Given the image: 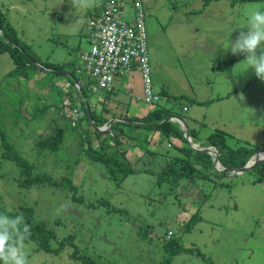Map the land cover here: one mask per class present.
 Masks as SVG:
<instances>
[{"label":"rangeland","instance_id":"obj_1","mask_svg":"<svg viewBox=\"0 0 264 264\" xmlns=\"http://www.w3.org/2000/svg\"><path fill=\"white\" fill-rule=\"evenodd\" d=\"M101 1L73 8L70 0H0L34 61L25 78L11 73L13 60L0 53V195L7 209L31 206L36 219L55 231V247L73 235L57 254L25 243L29 264H264V171L228 176L217 170L208 148L194 144L209 146V135L219 130L230 146L257 147L252 156L264 152V81L247 69L243 55L228 51L231 40L246 30L250 13L264 10V0H118L126 13L133 12L135 2L146 12L153 90L167 91L170 98L162 94L158 103L176 114L167 120L173 123L169 137L110 115L142 117L153 106L144 101L138 69L118 75L108 95L95 88L85 90L82 99L72 78L50 71L69 72L85 82L82 53L91 41L87 18ZM46 62L62 69H48ZM127 82L128 92L118 85ZM66 96L79 116L87 106L94 112L107 109L104 116L113 128L95 133L85 119L80 131L68 127L59 108ZM57 127L65 129L58 150L39 152L36 141ZM178 127L183 138L173 135ZM187 131L194 133L189 139ZM113 132L139 138L130 145L118 140L119 149L128 148L129 161L117 164L114 155L105 162L108 170L83 147L87 139L96 147L98 138L109 140ZM2 134L31 163L33 175L68 177L74 187L19 186L17 165L2 156ZM186 158L196 159L195 177L158 183L170 162L192 173Z\"/></svg>","mask_w":264,"mask_h":264},{"label":"trees","instance_id":"obj_2","mask_svg":"<svg viewBox=\"0 0 264 264\" xmlns=\"http://www.w3.org/2000/svg\"><path fill=\"white\" fill-rule=\"evenodd\" d=\"M204 4H207L211 0H203ZM243 1H252V0H231V2H243ZM7 52L11 59L13 60L15 64V68L11 73L17 74V76H22L25 78H29L30 76L26 72L28 65L34 66V61L30 60L31 56L27 52L24 46V42L19 38L16 29L13 25L9 22L7 19V16L5 12L2 10L0 6V53ZM44 67L48 69L58 70L62 69V66L56 63L52 62H46L43 65ZM72 81V80H71ZM73 82V81H72ZM82 85V86H81ZM80 89L77 91V95L80 99L86 98V91L89 90L88 88V80L86 79L84 83H81ZM164 89V88H163ZM91 92V91H90ZM66 93V92H63ZM167 91L160 90V94H163V97L170 98V95L166 94ZM109 93L107 92L106 95ZM65 95H62L63 97ZM85 114L82 116H79L77 122L73 125L71 124V121L68 120V127L74 128L75 130L80 131V124L79 122L81 119H85L91 127V131L97 133V131L94 130L90 123V117H88L87 109H84ZM107 109L103 108L102 112H94L93 110H90V116L93 121V123L97 126H102L107 122V117L104 116V112H106ZM113 118H123L125 122L123 121H117L121 123H127L128 119H131L135 121L136 126H143L148 130H151L152 132L159 131L162 134H164L166 137H169L172 129H173V123L172 121L165 120L166 118L170 116H176L173 112H170V110L159 104L158 101L153 104L151 109L144 115V116H134V117H128L126 115H120L116 112L110 114ZM114 124L112 125L111 129L113 128ZM118 130H120L118 128ZM65 129L64 127H57L55 129L54 133H51L45 137H42L38 141H36V146L39 152L48 150V151H57L59 148V144L63 140ZM223 131H215L212 132L208 137L209 145H213L217 151H218V157L219 160L227 167H241L244 166L247 161L250 159V157L255 153V151L258 150V148L254 147H248V146H230L226 141V135L225 133H222ZM191 131L189 132V135L191 136ZM174 136H178L179 138H183V131L179 129V127L176 129V132L173 134ZM107 137L110 139H100L98 138V146L92 147V141L91 139H87L86 147H83L84 151L88 152L91 157H93L98 162H101L103 165L106 161H111L112 156L115 155V158L118 159L116 161L117 164H122L123 162L129 161V158L126 156V151L128 148H125L124 150L119 149V141L121 140L122 143L131 144L130 140L138 139L139 137L137 135H130L126 136L124 134H120V137H117L115 135V132H113V136H110L107 134ZM7 139L2 134V143L4 147V152L2 153V156L6 159L13 160L15 164L17 165L19 176L15 177V180L18 182L19 186L21 187H29L30 185H38L41 186L45 183H50L55 186L62 185L67 189H72L74 187L72 181L68 177H62L59 180L51 178L50 175L46 173L42 174H32L31 168L32 165L30 162H28L26 159L22 158L21 155L13 148V145L9 144L5 141ZM112 140L114 143L112 144ZM126 140V141H125ZM111 144H109V143ZM81 145H83V141H81ZM114 150H111L110 152H106L105 149L107 148H114ZM182 151V148H181ZM151 153V151H149ZM120 154V155H118ZM210 156V155H209ZM121 157V160L119 161V158ZM211 158V156H210ZM139 160V158H138ZM184 163L188 165L189 169L192 170V173H189L186 171V167L183 164H180L179 166H174L171 164H165L164 169L161 170V177L160 181L158 183H162L164 181H168L169 177L172 178V182H177V179L179 177L182 178L183 175H186L187 178L190 179V177H195L196 175V159L191 160L190 158H186ZM212 163V161L210 162ZM124 164V163H123ZM106 165V164H105ZM104 165V166H105ZM105 168L107 169L108 166L106 165ZM122 170V168H120ZM252 169H256L258 171H264V163L260 162L256 166H254ZM109 170V168H108ZM114 169L111 168V171L113 172ZM132 168L129 166L128 170H124V173L127 174L130 172ZM172 170L173 175L170 176L169 171ZM187 172V173H185ZM190 174H193L189 177ZM207 175V174H205ZM208 176V175H207ZM73 186V187H72ZM79 199V198H78ZM103 203V201H101ZM104 204V203H103ZM0 213L7 214L9 216H16V215H23L24 220L26 223H28L31 226V235L30 237L25 241V243H34L36 244V248L38 250H43L45 252L55 253L57 254L59 250L62 248V246L65 244V242H72L70 238L73 237V235H70L66 239H62L59 241V244L57 247H55L51 239L56 237L55 231L51 228H47L44 225H42L35 217L34 215V209L31 206H25L20 205L17 209L10 210L7 209L2 201V197L0 195ZM76 254V253H75Z\"/></svg>","mask_w":264,"mask_h":264},{"label":"built area","instance_id":"obj_3","mask_svg":"<svg viewBox=\"0 0 264 264\" xmlns=\"http://www.w3.org/2000/svg\"><path fill=\"white\" fill-rule=\"evenodd\" d=\"M133 12L126 13L122 2L102 0L100 9L87 18L90 46L82 53V68L90 91L115 89L118 75L134 69L140 71L144 101L155 104L160 100L159 91L153 90L151 65L148 53L147 28L143 7L134 3ZM81 71V69H79ZM127 87L130 85L126 83ZM61 114L75 124L79 118L78 107L66 96L60 104ZM215 148L211 153L216 156Z\"/></svg>","mask_w":264,"mask_h":264},{"label":"clouds","instance_id":"obj_4","mask_svg":"<svg viewBox=\"0 0 264 264\" xmlns=\"http://www.w3.org/2000/svg\"><path fill=\"white\" fill-rule=\"evenodd\" d=\"M70 3L73 8H87L93 6L95 0H70ZM228 51L232 55H243L247 69H251L259 80L264 81V10L256 9L250 13L246 30H240L236 39L231 40ZM109 122L102 126H107ZM212 146L206 147L211 151ZM215 153H218L217 149ZM217 167L222 169L219 165ZM30 235L31 226L25 222L22 214L9 216L0 213V264H29L24 244Z\"/></svg>","mask_w":264,"mask_h":264},{"label":"water","instance_id":"obj_5","mask_svg":"<svg viewBox=\"0 0 264 264\" xmlns=\"http://www.w3.org/2000/svg\"><path fill=\"white\" fill-rule=\"evenodd\" d=\"M51 72L53 73H56V74H61V75H65V76H68L70 78L73 79L74 83L77 84V87L78 89H80V81L74 77L72 74H70L69 72H57V71H52L50 70ZM87 113H88V117H90V123L92 124L93 128L95 131H99L101 133H109L110 130H111V122H109V124L106 126H97L93 123L92 119H91V116H90V110L87 106ZM176 117H173V116H170L168 118H166L165 120H174ZM118 118H113V120H117ZM184 123V122H183ZM184 127L187 128V125L186 123H184ZM106 128H108L107 130H105ZM185 135L186 137L189 139L190 136H189V131L185 132ZM193 144V143H191ZM194 145V144H193ZM197 148V147H196ZM202 148H208V147H202ZM209 151H210V148H208ZM264 152H257L254 156L250 157V159L247 161V163L242 166V167H239V168H232V167H224L223 169H220L218 167H216L218 169V171H223L224 174L228 175V176H231L235 173H240V172H243L245 170H248V169H252L254 166H256L258 163L264 161V157L261 158V155H263ZM218 153L216 154V156L214 157L213 159V162H214V165L217 166V162H218V157H217Z\"/></svg>","mask_w":264,"mask_h":264},{"label":"crops","instance_id":"obj_6","mask_svg":"<svg viewBox=\"0 0 264 264\" xmlns=\"http://www.w3.org/2000/svg\"><path fill=\"white\" fill-rule=\"evenodd\" d=\"M129 83V82H128ZM130 84V83H129ZM119 86H120V89H122V90H124V91H129L131 88V85H129L128 87H127V85H126V83H120V84H118ZM120 89H118V90H120ZM165 98H167V97H165ZM138 116H140L141 115V113H138L137 114ZM195 145H197V146H201L200 145V143L198 142V141H195ZM206 146H208V145H206ZM212 147H214V146H212ZM215 148V147H214ZM218 159H219V157H218ZM217 165H219L222 169L225 167V165L220 161V160H218V162H217ZM217 167V166H216ZM218 170V169H217Z\"/></svg>","mask_w":264,"mask_h":264},{"label":"bare ground","instance_id":"obj_7","mask_svg":"<svg viewBox=\"0 0 264 264\" xmlns=\"http://www.w3.org/2000/svg\"><path fill=\"white\" fill-rule=\"evenodd\" d=\"M219 160V159H218Z\"/></svg>","mask_w":264,"mask_h":264}]
</instances>
